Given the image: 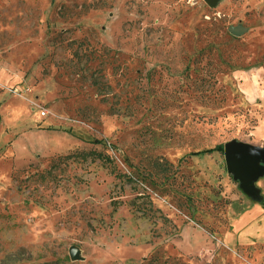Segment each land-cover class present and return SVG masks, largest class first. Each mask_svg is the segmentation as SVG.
Returning <instances> with one entry per match:
<instances>
[{
  "label": "rangeland",
  "instance_id": "obj_1",
  "mask_svg": "<svg viewBox=\"0 0 264 264\" xmlns=\"http://www.w3.org/2000/svg\"><path fill=\"white\" fill-rule=\"evenodd\" d=\"M232 142L264 148V0H0V264H264Z\"/></svg>",
  "mask_w": 264,
  "mask_h": 264
},
{
  "label": "water",
  "instance_id": "obj_2",
  "mask_svg": "<svg viewBox=\"0 0 264 264\" xmlns=\"http://www.w3.org/2000/svg\"><path fill=\"white\" fill-rule=\"evenodd\" d=\"M218 2L219 0H205V3L211 8L216 7ZM229 32L234 37H241L245 34L246 29L231 27ZM225 157L229 172L235 176L236 180L241 182L244 192L251 197H257V190L253 185L263 172L260 164H264V148L232 142L225 146ZM80 254L79 248L71 247L69 255L72 261H81Z\"/></svg>",
  "mask_w": 264,
  "mask_h": 264
},
{
  "label": "trees",
  "instance_id": "obj_3",
  "mask_svg": "<svg viewBox=\"0 0 264 264\" xmlns=\"http://www.w3.org/2000/svg\"><path fill=\"white\" fill-rule=\"evenodd\" d=\"M216 150L217 151H223V148L218 147V148H216ZM94 156H97V158H99L102 161V163L108 164V166L111 168V172L113 174H115L117 178L124 179L127 183L132 185L134 190H138L139 188H141L144 191H145V189L146 190L150 189L148 187L151 185L149 182H150V180H153L154 177L156 180L158 178V176H162L164 178V180L167 181V179L170 177L169 173H172V171H173V167H172V165L169 164L168 161L156 159L150 164L151 170L149 172H147V174H148L147 178L148 179L145 180V179H142L140 177H137V175H135V174H128L127 175V174L118 173L116 167L114 166V164H112V163H114L113 159H111L107 156H104L102 154H98V155H94ZM147 180H149V181H147ZM153 182H154V180H153ZM144 197H146V193H142V195L137 197V199L131 204H132L135 212H143L142 213L143 216H148V212L153 209L152 202L150 201V199H149V201L148 200L142 201L141 204L138 203V199H140V198L143 199ZM146 204L149 205V207H147V209L145 207H142ZM115 206L118 207L117 205H115ZM21 252L22 251H18L15 254L19 255V257H20ZM19 257L16 259V263L24 260V259H21ZM22 258H24V257H22ZM6 260H7V258H5V260L3 262H6ZM48 264H56V263H48Z\"/></svg>",
  "mask_w": 264,
  "mask_h": 264
}]
</instances>
